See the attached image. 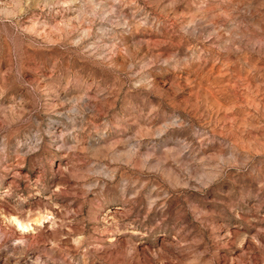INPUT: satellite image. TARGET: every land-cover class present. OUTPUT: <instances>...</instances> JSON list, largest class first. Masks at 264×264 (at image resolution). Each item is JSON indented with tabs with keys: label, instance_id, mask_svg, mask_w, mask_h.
I'll use <instances>...</instances> for the list:
<instances>
[{
	"label": "rangeland",
	"instance_id": "374dc122",
	"mask_svg": "<svg viewBox=\"0 0 264 264\" xmlns=\"http://www.w3.org/2000/svg\"><path fill=\"white\" fill-rule=\"evenodd\" d=\"M0 264H264V0H0Z\"/></svg>",
	"mask_w": 264,
	"mask_h": 264
}]
</instances>
